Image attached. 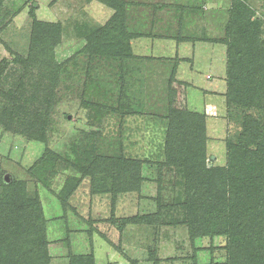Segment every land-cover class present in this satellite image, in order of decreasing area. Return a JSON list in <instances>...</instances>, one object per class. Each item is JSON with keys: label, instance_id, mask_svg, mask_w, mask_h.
Segmentation results:
<instances>
[{"label": "rangeland", "instance_id": "1", "mask_svg": "<svg viewBox=\"0 0 264 264\" xmlns=\"http://www.w3.org/2000/svg\"><path fill=\"white\" fill-rule=\"evenodd\" d=\"M118 2L122 13L101 0H0V174L26 183L39 201L48 264H155L153 253L158 264L223 263L224 238L193 244L180 223L185 180L165 150L169 86L171 78L185 84V105L204 117L207 167L229 164V145L239 143L247 116L264 125L261 84L246 81L242 98L229 103V24L237 14L264 40V0ZM32 12L60 27L61 43L53 49L59 72L26 65ZM114 16L109 54L83 52ZM11 96L19 99L17 110ZM36 108L49 113L45 143L27 135L42 123ZM46 153L57 157L46 164ZM111 156L144 162L142 181L123 184L115 201L108 176L79 181L83 173L75 168ZM34 166L40 179L29 173ZM160 210V228L120 230L114 222Z\"/></svg>", "mask_w": 264, "mask_h": 264}, {"label": "trees", "instance_id": "2", "mask_svg": "<svg viewBox=\"0 0 264 264\" xmlns=\"http://www.w3.org/2000/svg\"><path fill=\"white\" fill-rule=\"evenodd\" d=\"M101 1L122 13L118 0ZM32 17V46L26 65L41 63L42 69L53 68V72H59L53 49L61 43L60 27L39 21L35 12H32ZM117 20L114 16L108 26L94 33L83 52L90 56L100 55V50L106 49L105 53L109 54V48H112L110 38L117 37V28L113 26ZM241 20L235 14L229 24V103L242 98L240 91L244 88L241 84L246 81L261 84L260 93L258 89L257 92L253 90L256 93L261 94L264 89V77L260 75L264 72V40L261 31L252 22ZM169 87L172 125L165 150L168 164L180 169L185 180V214L181 225L187 228L193 244L204 238L225 239L222 249L226 251L227 260L213 264H264V125L247 116L239 143L229 145V164L208 168L204 117L190 111L185 105V84L171 78ZM18 100L11 96L15 110L19 108ZM50 106L51 103L47 108ZM36 111L42 123L27 131V135L33 141L45 143L49 113L39 109ZM56 157L53 153H46L42 161L50 164ZM143 163L124 156H111L104 160L95 159L90 168H75H80L83 173L79 181L87 177L96 181L99 174L108 176L105 181H111L110 191L115 201V196L123 190L120 188L123 184L126 189L125 185L131 186L132 181L136 180V186L142 181ZM36 168L34 166L29 173L33 175ZM36 172L33 176L40 179V170ZM0 189L3 190L0 197V264H48L44 243L45 223L39 201L29 197L26 183L13 177L4 178V173L0 174ZM114 222L120 224V230L128 225L160 228L165 224L161 210L155 214L137 215ZM151 259L155 264L160 262L155 259V253Z\"/></svg>", "mask_w": 264, "mask_h": 264}]
</instances>
